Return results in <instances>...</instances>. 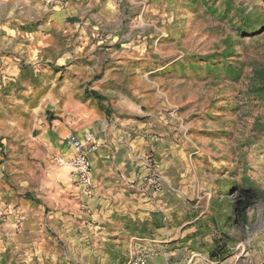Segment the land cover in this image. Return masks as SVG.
I'll use <instances>...</instances> for the list:
<instances>
[{
    "label": "rangeland",
    "instance_id": "1",
    "mask_svg": "<svg viewBox=\"0 0 264 264\" xmlns=\"http://www.w3.org/2000/svg\"><path fill=\"white\" fill-rule=\"evenodd\" d=\"M11 4L0 3V131H38L42 115L28 113L61 68L57 56L74 45L48 47L52 57L34 72L22 37L47 28L40 18L19 22ZM119 13L95 42L122 44L121 61L130 68H118L106 94L130 101L140 119L159 117L149 137L154 148L142 161L156 171L155 160L162 162L164 183L171 180L169 189L183 194V215L193 222L175 244L156 242L167 238L157 222L119 232L118 247L107 250L102 264H264V99L250 89L258 71L264 73V0H121ZM11 54L16 60L7 74L3 64ZM81 249L71 247L56 264H99V254L83 258ZM10 255L16 256L8 253L0 264H12ZM40 258L54 264L28 248L18 260L42 264Z\"/></svg>",
    "mask_w": 264,
    "mask_h": 264
},
{
    "label": "crops",
    "instance_id": "2",
    "mask_svg": "<svg viewBox=\"0 0 264 264\" xmlns=\"http://www.w3.org/2000/svg\"><path fill=\"white\" fill-rule=\"evenodd\" d=\"M7 1L12 3L9 9L17 13L14 17L19 22L30 24L40 18L47 28V32L22 37L27 60L36 62L32 65L34 72H39L42 62L52 57L47 54L48 47L69 40L74 49L63 48L57 56L56 63L61 68L55 71V79L48 81L49 88L38 94L37 106L28 113L42 115L40 129L25 131L18 126V131H0V202L6 211V219L0 224V260L8 253L16 254L10 255L14 258L12 264H21L19 255L28 248L32 255L38 252L56 264L62 255L66 258V250L78 246L82 247L83 258L99 254L102 264L107 261V250L118 247L117 233L152 222H157V230L167 237L158 236L161 240L156 242L175 244L181 238L180 231L187 230L184 226L193 222L183 215L185 205L179 202L183 194L172 192L168 185L171 180L165 184L163 176L157 191L147 183L132 184L146 171L142 159L154 148L149 137L160 123L159 117L140 119L130 101L106 94L108 82L116 81L118 68H130L128 62L121 61L122 44L113 49L95 42L101 39L99 32L105 25L119 20L121 0L0 3ZM30 6L37 10L35 15L23 10ZM110 37L115 38L113 34ZM15 60L11 54L7 66V62L3 64L4 72L10 74V64ZM62 71L63 75H58ZM86 132L93 134L96 143L89 155V196L82 193L69 169L57 161L72 153L64 144L65 138L69 134L82 137ZM155 162L161 175L165 171L162 162ZM17 213L23 215L20 225L15 223ZM107 233L112 237L103 241ZM73 253L68 259L72 260ZM40 260L42 264L46 261Z\"/></svg>",
    "mask_w": 264,
    "mask_h": 264
},
{
    "label": "built area",
    "instance_id": "3",
    "mask_svg": "<svg viewBox=\"0 0 264 264\" xmlns=\"http://www.w3.org/2000/svg\"><path fill=\"white\" fill-rule=\"evenodd\" d=\"M64 144L71 148L72 153L67 158L58 157L57 161L60 165L69 169L75 183L79 186L82 193L89 196L92 190V164L89 155L96 149L93 134L91 132H86L82 137L69 134L65 138ZM142 166L146 169L145 173H141L134 181L132 180V184L134 185L137 182L142 184L147 183L154 191L159 190L162 183L161 175L157 173L156 169L152 167L149 161H144ZM5 219L6 211L0 202V224L4 222ZM15 219L16 225H20L23 220V215L17 213Z\"/></svg>",
    "mask_w": 264,
    "mask_h": 264
},
{
    "label": "trees",
    "instance_id": "4",
    "mask_svg": "<svg viewBox=\"0 0 264 264\" xmlns=\"http://www.w3.org/2000/svg\"><path fill=\"white\" fill-rule=\"evenodd\" d=\"M258 73H259V75L256 77V80H255L254 84H252V86H251L250 89L252 90V92H255L256 94H258L257 96L259 98L264 99L263 98V95H261V93H260V92H263L264 91V73H263L262 70H259ZM245 196L247 198L252 197V195L250 193H248V192L245 193ZM248 203H249V200L248 199L244 200L243 203H242L243 205H241V207H243V209H244L246 206H248ZM244 212L245 211H243L242 218H241V223H244L245 220H246V215H245ZM233 222L234 223L237 222V217H234L233 218ZM242 225L243 224H241V227L238 228L239 229V232H240V230H242Z\"/></svg>",
    "mask_w": 264,
    "mask_h": 264
}]
</instances>
